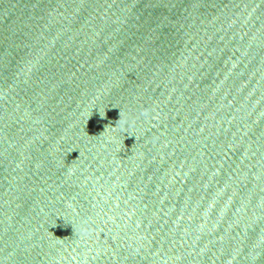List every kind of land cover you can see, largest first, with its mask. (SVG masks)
<instances>
[{
	"label": "water",
	"instance_id": "water-1",
	"mask_svg": "<svg viewBox=\"0 0 264 264\" xmlns=\"http://www.w3.org/2000/svg\"><path fill=\"white\" fill-rule=\"evenodd\" d=\"M0 264H264V0H0Z\"/></svg>",
	"mask_w": 264,
	"mask_h": 264
}]
</instances>
